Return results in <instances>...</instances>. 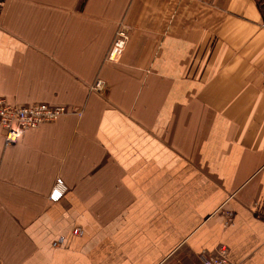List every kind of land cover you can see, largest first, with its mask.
<instances>
[{
	"label": "crops",
	"instance_id": "crops-1",
	"mask_svg": "<svg viewBox=\"0 0 264 264\" xmlns=\"http://www.w3.org/2000/svg\"><path fill=\"white\" fill-rule=\"evenodd\" d=\"M263 71L264 0H0V98L70 111L0 129V264H264Z\"/></svg>",
	"mask_w": 264,
	"mask_h": 264
},
{
	"label": "built area",
	"instance_id": "built-area-1",
	"mask_svg": "<svg viewBox=\"0 0 264 264\" xmlns=\"http://www.w3.org/2000/svg\"><path fill=\"white\" fill-rule=\"evenodd\" d=\"M128 35L121 27L116 34L114 43L107 57L109 63H117L126 47ZM264 76V71H263ZM107 89L103 81L98 80L92 87L93 91L103 92ZM70 111L64 106H50L47 104L34 105H12L5 99L0 98V129L4 135L7 147L16 146L25 133L32 129L48 123H55L61 117L69 114ZM68 193V187L64 181L58 178L49 196L53 203L60 202ZM79 229L74 230V235H79ZM57 247V244L55 245ZM203 264H235L229 259V251L222 246L216 255H209L204 258Z\"/></svg>",
	"mask_w": 264,
	"mask_h": 264
}]
</instances>
